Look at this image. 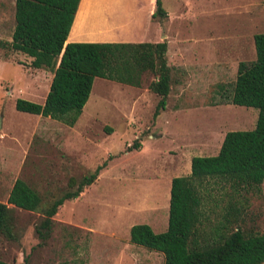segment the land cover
Here are the masks:
<instances>
[{"label": "rangeland", "instance_id": "rangeland-1", "mask_svg": "<svg viewBox=\"0 0 264 264\" xmlns=\"http://www.w3.org/2000/svg\"><path fill=\"white\" fill-rule=\"evenodd\" d=\"M94 2L98 31L126 38L145 36L156 0ZM166 16L151 19L147 38L168 45L171 86L166 107L154 116L161 96L149 89L96 77L73 126L19 111L17 98L41 103L53 73L35 68L10 48L15 0H0V201L12 211L11 236H0V259L12 264H163L160 252L130 243V227L166 230L169 178L189 175V159L212 153L231 130H251L258 109L225 106L241 61L256 57L254 35L264 32V0H162ZM109 18L114 21L108 25ZM146 27V28H145ZM159 37V36H158ZM224 106V107H223ZM138 142L139 146L135 147ZM209 147L208 149H206ZM133 148V149H129ZM104 164L78 197L65 200L50 234L37 228L41 211L7 202L17 178L42 197L46 207ZM204 200L203 238L237 228L264 233V182L259 189L232 192L211 182ZM264 264V263H262Z\"/></svg>", "mask_w": 264, "mask_h": 264}, {"label": "trees", "instance_id": "trees-1", "mask_svg": "<svg viewBox=\"0 0 264 264\" xmlns=\"http://www.w3.org/2000/svg\"><path fill=\"white\" fill-rule=\"evenodd\" d=\"M79 2L15 0L10 47L32 57L33 67L53 73L44 103L17 98L16 109L73 126L96 77L139 87L143 76L152 73L149 89L161 96L154 112L158 116L166 106L171 83L167 42H66ZM155 2L152 18L166 16L162 0ZM113 23L109 18L107 26ZM254 45L256 57L239 63L226 101L258 109L256 126L226 132L217 154L193 156L190 174L171 179L166 230L156 233L147 223L130 227V243L162 253L163 264L264 263V233H245L237 228L214 239L203 238L204 200L211 182H225L235 193L259 189L264 182V32L254 35ZM134 145L139 146L138 142ZM103 167L98 165L78 183L72 179L69 185L77 184L76 189L66 191L46 207L41 195L17 178L7 202L24 210L41 211L44 219L37 230L46 238L58 208L65 200L78 197ZM12 219L11 208L0 201V236L12 235ZM0 264L12 263L0 259Z\"/></svg>", "mask_w": 264, "mask_h": 264}, {"label": "crops", "instance_id": "crops-1", "mask_svg": "<svg viewBox=\"0 0 264 264\" xmlns=\"http://www.w3.org/2000/svg\"><path fill=\"white\" fill-rule=\"evenodd\" d=\"M81 4H82V0H80V2H79V5H78L77 11L75 13V17H74L73 23L71 25L70 31L68 33L66 42H154V43H156V42L165 41L163 39V34L161 33L159 35L158 30H155L154 34L156 35V37H155V39H152L154 41H150L147 38L148 34L151 31V24H152L151 19H154V18H152L151 14L149 15V19H146V21L149 22V25H148L147 29L145 30V33H146L145 36H140L138 38H126V37L120 36L118 33L110 34V33H102L100 31H98L100 22L98 20H96L95 14L92 12V9L94 8V2L93 1H90L89 3H86L84 13L82 14L81 19L78 22V16H80L79 13L81 12L80 11ZM98 22H99V24H97ZM14 26H15V24H14ZM12 33H13V31H12ZM11 41H12V34H11L10 39H9V45H10ZM15 51H17V50H15ZM18 52H20V51H18ZM23 54H25V53H23ZM26 56H28V55H26ZM166 56H167V63H168V45H167ZM28 57L32 61L33 58L30 57V56H28ZM130 86H132V85H130ZM170 86H171V83H170ZM48 91H47V93H48ZM47 93L45 94V98H46ZM45 98L43 99V101H41V103H44ZM28 99H31V98H28ZM231 105L232 104H227L225 106H231ZM238 106H241V105H238ZM225 134L221 138V143L219 145L211 148L212 149V153H208V154L199 153V154H195V155L208 156V155L217 154L219 152V150H220V147H221V144H222V141L224 139ZM208 148L209 147H207L206 149H208ZM195 155H193V156H195ZM192 157H190V159H189V171L190 172H191V158ZM172 178H169L170 185H171V179ZM167 198H169V200H170V194H169V197L167 195Z\"/></svg>", "mask_w": 264, "mask_h": 264}]
</instances>
